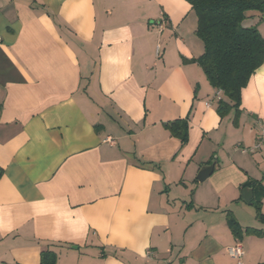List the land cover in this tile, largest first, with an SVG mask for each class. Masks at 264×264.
<instances>
[{
	"label": "crops",
	"instance_id": "0c3cea01",
	"mask_svg": "<svg viewBox=\"0 0 264 264\" xmlns=\"http://www.w3.org/2000/svg\"><path fill=\"white\" fill-rule=\"evenodd\" d=\"M191 12L0 0V264H39L43 250L56 264H264V144L242 151L264 130V63L219 115ZM178 118L183 145L166 126Z\"/></svg>",
	"mask_w": 264,
	"mask_h": 264
},
{
	"label": "trees",
	"instance_id": "16d2710c",
	"mask_svg": "<svg viewBox=\"0 0 264 264\" xmlns=\"http://www.w3.org/2000/svg\"><path fill=\"white\" fill-rule=\"evenodd\" d=\"M196 15V36L203 44V52L193 61L202 69L209 84L221 91L226 100L217 101L219 115L229 108H238L241 90L250 76L264 63V38L254 25L244 21L253 12H264L261 0H185ZM170 132L183 145L187 141L188 122L178 118L166 123ZM256 216L264 220L260 202H253ZM235 236L239 225L232 217L227 219ZM258 235L262 230H254ZM39 264H56V254L51 250L40 253Z\"/></svg>",
	"mask_w": 264,
	"mask_h": 264
},
{
	"label": "built area",
	"instance_id": "2783aa9c",
	"mask_svg": "<svg viewBox=\"0 0 264 264\" xmlns=\"http://www.w3.org/2000/svg\"><path fill=\"white\" fill-rule=\"evenodd\" d=\"M215 99L216 100L220 99L219 91H217L215 93ZM206 105L208 106L209 103H206ZM263 144H264V130H261L260 133L258 134V138H257L255 144L252 145L251 147H249L248 149L242 148V151H255L258 148H260L261 145H263ZM227 252L231 257H233L237 260H239L241 258V256L243 255V250H242V246L240 243H236L234 246L229 247L227 249Z\"/></svg>",
	"mask_w": 264,
	"mask_h": 264
},
{
	"label": "water",
	"instance_id": "95a60500",
	"mask_svg": "<svg viewBox=\"0 0 264 264\" xmlns=\"http://www.w3.org/2000/svg\"><path fill=\"white\" fill-rule=\"evenodd\" d=\"M261 2L264 3V0H261ZM213 168H214L213 163L209 164V165L202 166L196 175V179L198 181L205 180L212 173ZM251 197H252V188H250V187L243 188L241 191L242 200L245 202H249Z\"/></svg>",
	"mask_w": 264,
	"mask_h": 264
},
{
	"label": "rangeland",
	"instance_id": "374dc122",
	"mask_svg": "<svg viewBox=\"0 0 264 264\" xmlns=\"http://www.w3.org/2000/svg\"><path fill=\"white\" fill-rule=\"evenodd\" d=\"M191 14L192 15H190V18H194L193 19L194 20L193 21L194 24H190V27H191L190 33L193 32V35H195V37L198 38L196 36V33H195L196 26H197V19H196V17H191V16H193L194 12H191ZM192 25H193V27H192ZM254 26L257 28V30L260 32V34H261L262 31H264V12L262 13V15H260V17L258 19H256V21L254 23ZM263 38H264V36H263Z\"/></svg>",
	"mask_w": 264,
	"mask_h": 264
}]
</instances>
